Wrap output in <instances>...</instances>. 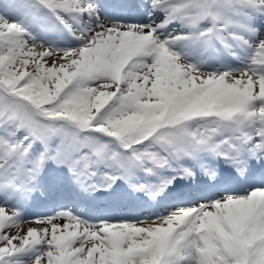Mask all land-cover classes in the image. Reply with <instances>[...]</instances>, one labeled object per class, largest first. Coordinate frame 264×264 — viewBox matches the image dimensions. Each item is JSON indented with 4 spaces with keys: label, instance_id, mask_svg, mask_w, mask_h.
Instances as JSON below:
<instances>
[{
    "label": "snow or ice",
    "instance_id": "6c2138e0",
    "mask_svg": "<svg viewBox=\"0 0 264 264\" xmlns=\"http://www.w3.org/2000/svg\"><path fill=\"white\" fill-rule=\"evenodd\" d=\"M0 264H264V0H0Z\"/></svg>",
    "mask_w": 264,
    "mask_h": 264
},
{
    "label": "rangeland",
    "instance_id": "374dc122",
    "mask_svg": "<svg viewBox=\"0 0 264 264\" xmlns=\"http://www.w3.org/2000/svg\"><path fill=\"white\" fill-rule=\"evenodd\" d=\"M110 19V18H109ZM65 41V40H63ZM47 43H50L52 44L53 46L55 47H59V48H66V47H75L77 46L78 42L76 40H69V41H66L64 44L62 45H55L54 43L50 42V41H46ZM80 211H84V208H81ZM76 214L80 215L79 212H75ZM145 216L141 217V218H144ZM119 219H122V218H119ZM29 223H26L25 227L23 229H26L28 228L29 226H33L34 224H31V225H28Z\"/></svg>",
    "mask_w": 264,
    "mask_h": 264
},
{
    "label": "bare ground",
    "instance_id": "6f19581e",
    "mask_svg": "<svg viewBox=\"0 0 264 264\" xmlns=\"http://www.w3.org/2000/svg\"><path fill=\"white\" fill-rule=\"evenodd\" d=\"M101 13L104 14L108 18H111V19L113 18L111 15H108L107 13H105L102 9H101ZM55 36H57L58 38H60L61 37V33L55 34ZM25 225H26V223L21 226L22 229L25 227ZM28 225H31V223H29Z\"/></svg>",
    "mask_w": 264,
    "mask_h": 264
}]
</instances>
